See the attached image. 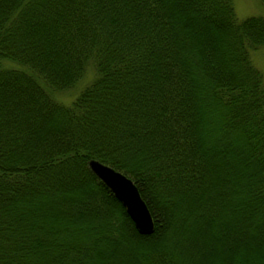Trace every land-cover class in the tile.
Here are the masks:
<instances>
[{
    "label": "trees",
    "instance_id": "16d2710c",
    "mask_svg": "<svg viewBox=\"0 0 264 264\" xmlns=\"http://www.w3.org/2000/svg\"><path fill=\"white\" fill-rule=\"evenodd\" d=\"M263 45L231 0H0V264H264Z\"/></svg>",
    "mask_w": 264,
    "mask_h": 264
},
{
    "label": "water",
    "instance_id": "95a60500",
    "mask_svg": "<svg viewBox=\"0 0 264 264\" xmlns=\"http://www.w3.org/2000/svg\"><path fill=\"white\" fill-rule=\"evenodd\" d=\"M87 167L123 205L137 231L140 233L151 232L153 223L150 213L133 181L125 174L94 159L87 161Z\"/></svg>",
    "mask_w": 264,
    "mask_h": 264
},
{
    "label": "rangeland",
    "instance_id": "374dc122",
    "mask_svg": "<svg viewBox=\"0 0 264 264\" xmlns=\"http://www.w3.org/2000/svg\"><path fill=\"white\" fill-rule=\"evenodd\" d=\"M231 3L237 19H242L249 15H264V5L261 4L259 0H231ZM250 58L253 65L261 72L264 82V45L252 51L250 53ZM89 76L90 73L86 75V78ZM84 80L70 89L61 92L56 91L53 93L54 98L57 99L58 102L67 105L83 86Z\"/></svg>",
    "mask_w": 264,
    "mask_h": 264
}]
</instances>
